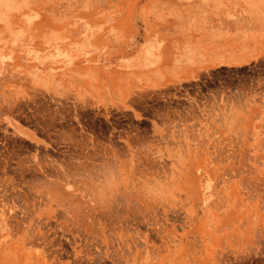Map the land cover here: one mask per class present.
I'll list each match as a JSON object with an SVG mask.
<instances>
[{"label":"rangeland","instance_id":"rangeland-1","mask_svg":"<svg viewBox=\"0 0 264 264\" xmlns=\"http://www.w3.org/2000/svg\"><path fill=\"white\" fill-rule=\"evenodd\" d=\"M2 4L0 264H264V0Z\"/></svg>","mask_w":264,"mask_h":264},{"label":"crops","instance_id":"crops-1","mask_svg":"<svg viewBox=\"0 0 264 264\" xmlns=\"http://www.w3.org/2000/svg\"><path fill=\"white\" fill-rule=\"evenodd\" d=\"M223 1L224 0H184V3L188 4L187 9L189 11L184 12L186 13L185 18L181 20L187 21L188 19L193 27L192 33L196 34L202 32V27L200 28L197 23L204 21L206 18L209 19L207 27L204 28V32L208 36L202 39L193 34L192 38L177 40L175 44V53H204L203 51L207 49L210 50L207 53H226L225 50H230L232 53H242L240 51V48H242L241 43H246V39L243 38L239 42L241 31L238 32L234 30L232 39L226 37V34H230L231 31H226L225 27L223 28L225 21H228L225 19H229V17L226 16L228 12L220 8ZM251 32L256 34V29L250 30V33ZM254 38V46L248 49L245 48L246 51H249L248 53H257L256 37ZM148 43L153 46L152 53L149 54V60L153 62L156 59V40L153 38V40ZM236 43L238 44L237 46H235ZM74 46H77V44L74 43ZM236 50L238 52H236Z\"/></svg>","mask_w":264,"mask_h":264},{"label":"bare ground","instance_id":"bare-ground-1","mask_svg":"<svg viewBox=\"0 0 264 264\" xmlns=\"http://www.w3.org/2000/svg\"><path fill=\"white\" fill-rule=\"evenodd\" d=\"M9 1V0H8ZM3 0H0V6H3ZM2 14V13H1ZM19 35V34H18ZM153 46L150 43H144L140 48L138 53L140 54V56H146L148 55L152 50ZM151 54V53H150ZM146 64H148L146 62Z\"/></svg>","mask_w":264,"mask_h":264}]
</instances>
